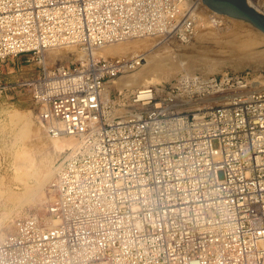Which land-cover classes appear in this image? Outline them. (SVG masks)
I'll return each instance as SVG.
<instances>
[{
  "label": "built area",
  "instance_id": "obj_1",
  "mask_svg": "<svg viewBox=\"0 0 264 264\" xmlns=\"http://www.w3.org/2000/svg\"><path fill=\"white\" fill-rule=\"evenodd\" d=\"M203 1L0 0V62L39 67L0 96L23 95L49 136L76 141L46 213L0 237V264H264V84L185 72L119 90L142 59L101 54L190 43Z\"/></svg>",
  "mask_w": 264,
  "mask_h": 264
},
{
  "label": "bare ground",
  "instance_id": "obj_2",
  "mask_svg": "<svg viewBox=\"0 0 264 264\" xmlns=\"http://www.w3.org/2000/svg\"><path fill=\"white\" fill-rule=\"evenodd\" d=\"M203 3L204 5L201 7L198 14L196 34L193 40L188 43V45L192 44L194 47L191 50L187 49L183 44H167L155 38H146L144 39L145 41L140 39L128 40L104 47L102 53L100 52L104 56H126L142 59L140 66L135 70H132L124 76L114 78L110 87L119 90H131L133 88L160 83L163 80H169L182 70L187 73L190 71H195L192 73H197L196 71H199L204 75H209L215 71L224 74L226 72H223L222 68L225 66H231L233 69L238 70L246 66L249 67L252 63H255L259 69H262L264 66V31L250 21L215 11L204 1ZM248 3L260 13L264 14V0H248ZM211 14H213V16ZM156 41L159 43H155ZM207 42L215 45L206 48H204L205 46L202 48L198 45V43L202 45ZM197 47L200 49L196 50L195 48ZM263 77L264 73L259 72L255 75V80L264 84ZM110 90L109 88L107 93ZM16 117L19 119L17 115H14V118ZM27 132V128L23 127L19 133L20 138L28 135ZM36 135V143L39 145L38 151L42 152L47 143L39 131ZM51 145L62 152L68 148L74 147L76 141L73 138H54ZM44 152L45 151H43V153ZM19 156L20 161H17V168H25L27 171H30V176L37 180L38 183L36 184L37 186L35 185L36 187H29L28 180L22 183L26 186L24 194L21 193V196L16 194L14 197L19 201L18 207L25 203H33L39 198V191L41 190L40 187L42 183V181L35 177L36 174L34 173V169H32L34 160H32L30 154L24 151L23 153L20 152ZM49 175V172L46 173V178H48ZM43 176L45 178V175ZM3 196L4 194L0 195V197ZM7 214L10 213L8 212L4 215ZM1 223L2 221L0 219V225Z\"/></svg>",
  "mask_w": 264,
  "mask_h": 264
},
{
  "label": "rangeland",
  "instance_id": "obj_3",
  "mask_svg": "<svg viewBox=\"0 0 264 264\" xmlns=\"http://www.w3.org/2000/svg\"><path fill=\"white\" fill-rule=\"evenodd\" d=\"M144 39L140 40L145 41ZM157 42L158 41H156L155 43ZM198 45L202 48L205 46L204 48H206L208 46H214L215 44L207 42L206 44L202 45L198 43ZM184 46L190 50L194 48L192 44H186ZM195 49L198 50L200 48L197 47ZM20 67H22L24 71L18 70V68ZM38 70V65L33 60H30L29 55L9 57L4 62H0V83L11 81L13 79L11 78L13 74L23 71L24 76H29L37 73ZM222 70L223 72H244L247 70H251L253 71V73H255V75H257L259 72L264 73V66L262 67V69H259L255 63H252L251 66L239 68L238 70L233 69V67L231 66H225L222 68ZM196 72L201 73L199 71ZM181 73H185V71H179L175 76ZM220 73L222 72L215 71L211 74ZM175 76L171 77L169 80L167 79L163 81H170ZM14 115H17L19 119L17 117L14 118ZM23 127L27 128L28 135H25L24 137L22 136L20 138L19 133ZM31 130H33L34 132ZM38 131L39 133H41V136L45 138L44 140L47 143L43 150L45 151L44 153L43 151H38L39 145L36 143V134L38 133ZM53 139L54 138L49 136L38 124L35 117V112L32 110L31 103L28 99H26L23 95L18 96L14 93H8L7 95L0 96V195L4 194L3 197H0V219L2 221L0 225V236L6 234L11 230L13 221L16 218L22 217L30 211H39L43 215L46 213V207L50 200V183L54 176L55 166L58 159L62 156V152H64L58 151L53 147V145H51ZM24 151L29 153L32 160H34L32 163V169H34V173L36 174L35 177L38 180L42 181V183L40 187L41 190L39 191V198L35 200L36 202L34 201L33 203H25L24 205L18 207L17 205H19V201L14 197L16 194L18 196H21V193L24 194L26 186H24L22 183L28 180L29 187H34L38 183L37 180L30 176V171H27L25 168H17V161H20L19 154L20 152L23 153ZM33 166L36 167L34 168ZM47 170L50 173L48 178H46V173H48ZM43 175H45V178ZM21 179L23 180V182ZM8 212L10 213L7 214L8 216L4 215Z\"/></svg>",
  "mask_w": 264,
  "mask_h": 264
},
{
  "label": "water",
  "instance_id": "obj_4",
  "mask_svg": "<svg viewBox=\"0 0 264 264\" xmlns=\"http://www.w3.org/2000/svg\"><path fill=\"white\" fill-rule=\"evenodd\" d=\"M213 10L244 19L264 31V14L249 5L248 0H204Z\"/></svg>",
  "mask_w": 264,
  "mask_h": 264
},
{
  "label": "crops",
  "instance_id": "obj_5",
  "mask_svg": "<svg viewBox=\"0 0 264 264\" xmlns=\"http://www.w3.org/2000/svg\"><path fill=\"white\" fill-rule=\"evenodd\" d=\"M14 70H16V69H14ZM18 70H23V71H24V69H23L22 67L18 68ZM23 71L20 72V73L13 74V75L11 76V78H13L11 81H14V80L18 79L19 77L24 76V72H23ZM10 72H14V71H10ZM17 72H18V71H17ZM19 74H21V75H19Z\"/></svg>",
  "mask_w": 264,
  "mask_h": 264
}]
</instances>
